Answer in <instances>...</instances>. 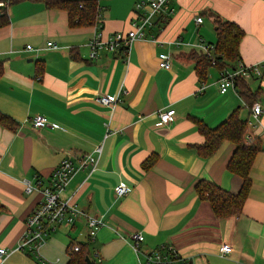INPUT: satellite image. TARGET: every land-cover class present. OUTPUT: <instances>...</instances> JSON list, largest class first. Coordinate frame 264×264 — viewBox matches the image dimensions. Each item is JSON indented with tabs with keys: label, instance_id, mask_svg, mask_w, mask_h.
Wrapping results in <instances>:
<instances>
[{
	"label": "crops",
	"instance_id": "1",
	"mask_svg": "<svg viewBox=\"0 0 264 264\" xmlns=\"http://www.w3.org/2000/svg\"><path fill=\"white\" fill-rule=\"evenodd\" d=\"M97 1L95 22L74 27L65 10L40 1L7 5L9 23L0 28V111L16 128L0 125V245L9 251L0 264H42L18 248L25 218L42 197L39 190L26 192L24 180L39 175L46 181L63 158L76 162L87 152L98 155L94 169L76 171L62 196L72 194L83 212L104 224L93 239L84 214L56 227L40 248L50 264H67L68 244L87 240L97 264H138L133 232L143 234V251L172 244L193 264H264V0H170L174 11L161 29H148L127 54L101 49L90 58V39L126 32L138 0ZM214 14L243 30L239 59L260 63L261 74L247 79L258 89L259 120L236 88L219 92L216 66L204 78L196 72L191 53L201 39L215 42ZM27 44L40 50H28ZM160 53L170 54L168 68L158 64ZM102 94L118 100L103 104L97 100ZM238 107L260 151L241 212L216 217L195 184L206 179L237 193L242 178L227 168L235 146L225 140L212 156L200 157L192 145L203 136L193 118L215 126ZM168 108L175 118L165 124L159 112ZM37 113L47 117L40 128L31 126ZM119 183L129 190L116 196ZM222 243L231 246L224 255Z\"/></svg>",
	"mask_w": 264,
	"mask_h": 264
},
{
	"label": "built area",
	"instance_id": "2",
	"mask_svg": "<svg viewBox=\"0 0 264 264\" xmlns=\"http://www.w3.org/2000/svg\"><path fill=\"white\" fill-rule=\"evenodd\" d=\"M170 0H138L135 2V14L131 19V26L126 31H116L102 40L98 36H94L88 42L89 56L95 58L101 49L113 51L115 53L125 52L127 54L130 44L135 39L146 37V32L152 27L161 29L164 23L173 13L174 8L169 4ZM7 6L8 1L0 0V7ZM201 16L196 17V22H201ZM154 36V34H151ZM176 44L183 41L176 40ZM47 46L55 48L57 45L48 41ZM194 46L203 53L211 57L212 64L215 63V44L207 43L203 39L199 40ZM25 48L28 50L39 51L40 48H34L27 44ZM158 64L161 67L168 68L170 66V54L160 53ZM253 74L260 75V63L245 64L240 59L233 62L219 72L217 85L220 93L226 92L228 89H235V81L239 76L245 79L251 78ZM97 100L103 104L114 105L118 100L117 95L102 94ZM253 117L259 120L262 107L259 102H255L251 106ZM160 121L170 123L175 118L174 108H168L159 112ZM47 124V117L44 114L37 113L31 118V126L35 128L43 127ZM94 151L99 153L101 145L95 147ZM98 155L87 152L81 155L76 162L70 157L63 158L59 164L52 170L48 179L45 181L39 175L34 177V181L24 180L25 191L31 192L39 190L42 194L41 199L31 212L25 218V228L19 238L18 248L40 259L43 264H50L40 254L41 246L46 242L50 233L60 225H72L79 214L86 215L87 225L89 228L88 237L93 239L97 229L104 222L96 216L88 215L81 210L78 204L72 199V194L66 197L62 193L69 184L72 176L76 171L85 167L90 168V172L97 163ZM129 186L119 183L114 187L116 196L124 195L128 192ZM130 245L137 257L138 264H193L189 258L184 257L172 244H161L149 251H143L141 242L144 236L141 232H133L130 234ZM79 245L75 244L71 250H78ZM231 250L228 243H222L219 246V253L224 255ZM7 249L0 245V258L8 255Z\"/></svg>",
	"mask_w": 264,
	"mask_h": 264
},
{
	"label": "trees",
	"instance_id": "3",
	"mask_svg": "<svg viewBox=\"0 0 264 264\" xmlns=\"http://www.w3.org/2000/svg\"><path fill=\"white\" fill-rule=\"evenodd\" d=\"M8 5L21 0H5ZM40 1L48 8H60L66 11L68 24L71 27L91 25L95 22L98 12L97 0H32ZM9 23L7 6L0 7V28ZM215 34V63L212 64L211 57L199 50H194L191 56L195 60V68L199 78L207 75L209 68L214 65L219 71L232 65L239 59V42L243 30L235 22L228 19H221L214 14ZM39 67V66H38ZM40 68H37L38 73ZM3 73V61L0 60V76ZM235 88L240 97L248 106H252L257 100L258 89H253L247 79L239 76L235 81ZM197 130L203 136V141L192 145L197 154L202 158L212 156L221 143L225 140L231 141L235 148L227 163L230 172L242 178L240 189L233 193L218 184L200 179L195 184V190L200 200L209 202L213 214L216 217H225L239 214L243 203L249 193L251 186L250 170L253 161L260 151L259 141L255 140L248 131V119L240 116L239 107L231 111L228 116L215 126H209L200 118H193ZM0 125L9 129H15V121L0 111ZM144 167L148 162L143 163ZM88 239H91L88 237ZM78 244V250H71ZM69 259L67 264H97L90 259L89 240L85 242H70L67 247ZM33 256V255H32ZM89 257L88 263L86 257ZM41 262L40 259L37 258ZM42 263V262H41ZM43 264V263H42Z\"/></svg>",
	"mask_w": 264,
	"mask_h": 264
},
{
	"label": "rangeland",
	"instance_id": "4",
	"mask_svg": "<svg viewBox=\"0 0 264 264\" xmlns=\"http://www.w3.org/2000/svg\"><path fill=\"white\" fill-rule=\"evenodd\" d=\"M78 240H82V238L84 237V235H77Z\"/></svg>",
	"mask_w": 264,
	"mask_h": 264
},
{
	"label": "water",
	"instance_id": "5",
	"mask_svg": "<svg viewBox=\"0 0 264 264\" xmlns=\"http://www.w3.org/2000/svg\"><path fill=\"white\" fill-rule=\"evenodd\" d=\"M86 259H87L88 263H90V259H89V257H88V256L86 257Z\"/></svg>",
	"mask_w": 264,
	"mask_h": 264
}]
</instances>
